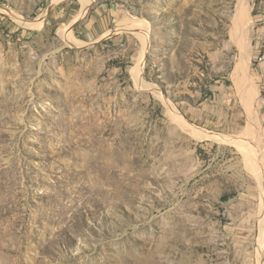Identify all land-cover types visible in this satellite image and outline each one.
I'll return each instance as SVG.
<instances>
[{"label": "rangeland", "instance_id": "374dc122", "mask_svg": "<svg viewBox=\"0 0 264 264\" xmlns=\"http://www.w3.org/2000/svg\"><path fill=\"white\" fill-rule=\"evenodd\" d=\"M82 4L0 0V264H256L264 0Z\"/></svg>", "mask_w": 264, "mask_h": 264}, {"label": "bare ground", "instance_id": "6f19581e", "mask_svg": "<svg viewBox=\"0 0 264 264\" xmlns=\"http://www.w3.org/2000/svg\"><path fill=\"white\" fill-rule=\"evenodd\" d=\"M62 0H53V2L54 3H60ZM82 2H83V6H84V11H86L90 6H91V0H82ZM242 6V5H241ZM241 10V9H240ZM244 11V10H243ZM242 11V12H243ZM240 12V11H239ZM83 14V13H82ZM239 14V13H238ZM237 14V15H238ZM243 14V13H242ZM241 15V14H240ZM239 16V15H238ZM22 19V18H21ZM240 20V19H239ZM243 20V19H242ZM22 21H23V19L21 20V23H22ZM238 21V20H237ZM236 21V22H237ZM24 23H26V22H24ZM31 23H33V22H31ZM240 23V22H239ZM35 25V24H34ZM38 26V25H37ZM238 30V27L237 26H235L234 27V30H232V38H233V32L235 33L236 31ZM69 31V30H68ZM244 32V31H243ZM240 33V32H239ZM63 35H64V38L67 40V41H69V42H71V44H76L77 43V41L76 40H74V38H72V36H71V34H64L63 33ZM144 35H145V40H146V42H147V44H146V50L145 51H147L148 50V47H149V36H148V34L147 33H144ZM235 35V34H234ZM239 38H241V37H239ZM237 39V38H236ZM234 41H236V40H234ZM237 41H238V39H237ZM236 41V42H237ZM241 42H242V40H241ZM240 42V43H241ZM243 48H244V46H243ZM246 49V48H245ZM242 50V49H241ZM244 51V50H243ZM242 54V53H241ZM143 56H144V54H143ZM250 57L251 56H248L247 54L246 55H244L243 54V56H242V58H241V60H240V62L237 64V66H236V74H238V77H239V75L240 76H243V78H244V76H248L249 74V68H250ZM143 61H141V65H140V68H138V70H137V74H140V73H142V69H143ZM248 78H249V76H248ZM248 78H246V80L248 79ZM242 79V78H241ZM241 79H240V81H241ZM249 82V81H248ZM244 83V82H243ZM243 83H241L242 85H243ZM246 87V86H245ZM254 91H255V89L253 88V87H251L250 85H249V83H247V87L245 88V91H244V94L242 93V99H243V103H244V106H245V108L247 109V110H251V109H253V106H254V104H255V101H254V95H253V93H254ZM172 107V106H171ZM173 109V108H172ZM174 110V109H173ZM174 112L176 113L175 115L177 116V112H176V110H174ZM179 119H181L179 116H177ZM250 119V118H249ZM182 120V119H181ZM183 121V120H182ZM250 121H251V119H250ZM249 121V122H250ZM249 124V123H248ZM198 131V130H197ZM202 133V132H201ZM202 134H205V132H203ZM205 135H207V136H210L209 134H205ZM264 218V215L262 216V219ZM259 227V232H260V234H259V238H260V244H259V248H258V252H257V262H256V264H264L263 263V254H264V219L262 220V222L260 223V225L258 226ZM259 242V241H258ZM250 256V255H249ZM251 257V256H250ZM250 260V259H249ZM251 261V260H250ZM248 262V261H247ZM252 262V261H251ZM245 264V263H244ZM247 264V263H246Z\"/></svg>", "mask_w": 264, "mask_h": 264}, {"label": "built area", "instance_id": "2783aa9c", "mask_svg": "<svg viewBox=\"0 0 264 264\" xmlns=\"http://www.w3.org/2000/svg\"><path fill=\"white\" fill-rule=\"evenodd\" d=\"M256 62L259 64V65H262L264 64V43L259 51V54H258V57L256 59Z\"/></svg>", "mask_w": 264, "mask_h": 264}, {"label": "water", "instance_id": "95a60500", "mask_svg": "<svg viewBox=\"0 0 264 264\" xmlns=\"http://www.w3.org/2000/svg\"><path fill=\"white\" fill-rule=\"evenodd\" d=\"M75 24H76V23H75ZM75 24H74V25H75Z\"/></svg>", "mask_w": 264, "mask_h": 264}]
</instances>
